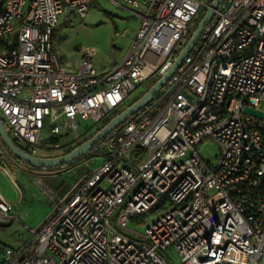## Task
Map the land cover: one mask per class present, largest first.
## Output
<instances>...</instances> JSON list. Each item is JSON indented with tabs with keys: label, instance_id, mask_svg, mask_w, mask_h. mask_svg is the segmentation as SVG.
Wrapping results in <instances>:
<instances>
[{
	"label": "built area",
	"instance_id": "2783aa9c",
	"mask_svg": "<svg viewBox=\"0 0 264 264\" xmlns=\"http://www.w3.org/2000/svg\"><path fill=\"white\" fill-rule=\"evenodd\" d=\"M89 1H1L0 119L30 154L82 139L163 75L213 0H108L138 19L122 60L98 70L86 48L72 70L52 33ZM262 102L264 0H222L165 84L101 141L102 162L50 197L52 215L3 246L0 264H264V119L243 111ZM204 140L216 163L200 156ZM11 160L0 140V170L18 190ZM14 206L0 193V222L17 219Z\"/></svg>",
	"mask_w": 264,
	"mask_h": 264
},
{
	"label": "rangeland",
	"instance_id": "374dc122",
	"mask_svg": "<svg viewBox=\"0 0 264 264\" xmlns=\"http://www.w3.org/2000/svg\"><path fill=\"white\" fill-rule=\"evenodd\" d=\"M88 3L89 9L86 14L82 18L74 17L73 24L68 23L69 13H62L58 17L59 22L52 33V44L61 62L72 70L78 69L81 55L86 48L93 52L92 61L98 70L121 61L138 24L137 17L130 13L127 6H116L108 0H90ZM204 14V12L200 14L198 21ZM122 29L129 31L125 35H116V31ZM149 85L146 82L139 84L135 90L130 92L126 102H132L142 95L149 89ZM125 106L126 104L119 110H123ZM259 107L264 109V102ZM90 131L92 129L87 130V132ZM78 141L62 144L61 149L52 150L40 147L36 151V155L54 156ZM100 147L101 143L96 144L89 153L70 161L72 164L54 166L53 168H33L20 163L11 155L16 164L11 160L9 167H12L16 172L18 190L11 179L0 170V193L3 194L6 201L15 203L14 213L18 217L10 222H0V245L15 248L27 242L29 239L28 228L42 226L55 210L50 197L54 202L63 200L72 192L83 176L102 162ZM197 150L204 160L216 163L218 149L215 142L204 140L198 145ZM86 158L93 163L82 164ZM161 203V201L157 202L150 214H157ZM127 227L142 233L144 224L129 221ZM163 254L165 257L177 259L176 254L170 252L169 249Z\"/></svg>",
	"mask_w": 264,
	"mask_h": 264
},
{
	"label": "water",
	"instance_id": "95a60500",
	"mask_svg": "<svg viewBox=\"0 0 264 264\" xmlns=\"http://www.w3.org/2000/svg\"><path fill=\"white\" fill-rule=\"evenodd\" d=\"M221 1L222 0H213L210 3V6L206 8L204 16L197 22L187 40V43L179 50L178 54L175 56L176 58L165 69L164 74L158 77L153 83H151L149 89H147V91L137 97L135 101L124 107V109L121 110L118 114L112 116L110 120L105 125L100 127L90 138L83 140L80 144L76 145L73 149L68 151V153L58 154L54 156H38L30 154L26 150L21 149L18 145H16L11 136L8 135L5 125L0 119V140L5 149L8 150L10 155H13L19 162L33 168H53L54 166L66 165L69 164L70 161L78 159L79 157L88 153L96 144V142L109 135L114 128H116L121 123H124L125 120H127L133 114L137 113L138 110H140L151 100L152 96L162 87L163 84H165L167 79L174 73V70L184 59V56L187 55L192 50L193 46L197 43V40L204 26L212 19L214 10L218 7ZM243 111L264 119V111H259L255 108L252 109L248 107H244Z\"/></svg>",
	"mask_w": 264,
	"mask_h": 264
},
{
	"label": "trees",
	"instance_id": "16d2710c",
	"mask_svg": "<svg viewBox=\"0 0 264 264\" xmlns=\"http://www.w3.org/2000/svg\"><path fill=\"white\" fill-rule=\"evenodd\" d=\"M1 1H2V0H0V5H1ZM193 29H194V28H193ZM193 29H192V30H193ZM191 32H192V31H191ZM190 34H191V33H190ZM154 81H155V79H153V80L151 81V83H153ZM151 83H150V85H151ZM150 85H149V86H150ZM136 99H137V98H136ZM136 99L132 100V102L135 101ZM132 102L127 103L126 106L129 105V104H131ZM126 106H125V107H126ZM120 111H121V110H116L115 112L111 113L110 116H108L107 118H105L104 120L101 121V123L96 127V129H94V130L92 129V131H90V132H87V130H86V131L84 130V135H83V137H82V140H79V141H78L77 143H75L74 145H70V146H68V147L65 148L60 154L68 153V151H70L71 149H73L76 145L80 144L83 140L90 138L93 134L96 133V131H97L100 127H102L103 125H105V124L110 120V118H111L112 116L118 114ZM104 139H105V137L102 138L101 140H99L98 142H96V144L101 143V141H103ZM96 144H95L94 146H96ZM7 151H8V150H7ZM8 152H9V151H8ZM88 153H89V152H88ZM9 154H10V153H9ZM57 155H58V154H57ZM20 163H21V162H20ZM69 164H72V163L69 162ZM69 164H66V165H69ZM63 166H64V165H63ZM3 246H5V245H0V249H1Z\"/></svg>",
	"mask_w": 264,
	"mask_h": 264
},
{
	"label": "crops",
	"instance_id": "0c3cea01",
	"mask_svg": "<svg viewBox=\"0 0 264 264\" xmlns=\"http://www.w3.org/2000/svg\"><path fill=\"white\" fill-rule=\"evenodd\" d=\"M15 163V162H14ZM16 164V163H15ZM2 194V193H1ZM3 195V194H2Z\"/></svg>",
	"mask_w": 264,
	"mask_h": 264
}]
</instances>
